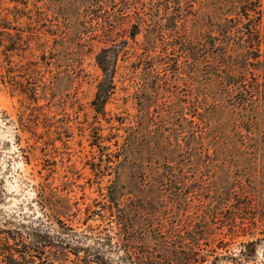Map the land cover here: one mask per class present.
Listing matches in <instances>:
<instances>
[{
    "label": "rangeland",
    "instance_id": "374dc122",
    "mask_svg": "<svg viewBox=\"0 0 264 264\" xmlns=\"http://www.w3.org/2000/svg\"><path fill=\"white\" fill-rule=\"evenodd\" d=\"M222 3L0 0L1 247L39 227L33 264H264V89L209 46Z\"/></svg>",
    "mask_w": 264,
    "mask_h": 264
},
{
    "label": "trees",
    "instance_id": "16d2710c",
    "mask_svg": "<svg viewBox=\"0 0 264 264\" xmlns=\"http://www.w3.org/2000/svg\"><path fill=\"white\" fill-rule=\"evenodd\" d=\"M230 6L228 8L225 5L220 4L218 6L219 11L230 12L228 9L236 10L238 13V17L236 19L227 20L232 26L226 27L225 30L221 29L219 32V36L221 39H217L220 41V45L218 47L215 46V41L213 44H209L212 48H240L241 52L236 53L237 58L239 60L241 58L242 61L245 60L246 73H250L248 67L251 66V60L256 61L255 66L261 65V48L264 47V32H262V28H264V0H229ZM138 29V28H136ZM138 33H133L131 35L132 39H135ZM224 41V42H223ZM223 42V44H222ZM249 56V58H246ZM246 58V59H245ZM237 63V62H236ZM231 67H236L233 62H231ZM101 69L104 73V79L100 83L98 87V92L96 95V99L94 101V105L96 107V111L100 113H104L105 105L112 94V86L114 81L115 70L109 69L107 66H101ZM242 72L237 73V70L233 69L230 71L228 76L233 79V85L238 87L241 90V95H250L253 93H263L262 89L264 86L259 82V80H255V75L250 73L252 76L250 79L254 81L251 86H249V82L247 80L248 75ZM247 99H244V103H248ZM23 227V226H22ZM28 235L31 239L32 244H22L21 246L10 245L9 242L6 245L0 246V258L3 259L5 264H33L31 262L28 254L32 253V246L38 247L40 245H52L50 242V232L44 231L39 227L36 228H28ZM11 235L10 232H8ZM58 236L60 238L61 235H53ZM22 239V238H21ZM12 240L17 243L18 238L14 236ZM9 241V239H8ZM63 247V243H59ZM68 246H65L66 249ZM36 252V250H35Z\"/></svg>",
    "mask_w": 264,
    "mask_h": 264
}]
</instances>
